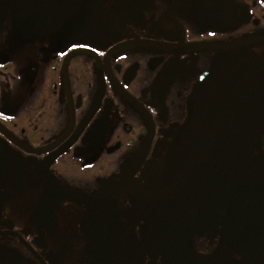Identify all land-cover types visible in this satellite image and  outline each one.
I'll list each match as a JSON object with an SVG mask.
<instances>
[{"label":"flooded vegetation","instance_id":"af4514ba","mask_svg":"<svg viewBox=\"0 0 264 264\" xmlns=\"http://www.w3.org/2000/svg\"><path fill=\"white\" fill-rule=\"evenodd\" d=\"M264 264V0H0V263Z\"/></svg>","mask_w":264,"mask_h":264},{"label":"water","instance_id":"95a60500","mask_svg":"<svg viewBox=\"0 0 264 264\" xmlns=\"http://www.w3.org/2000/svg\"><path fill=\"white\" fill-rule=\"evenodd\" d=\"M0 264H9V263H3V262H2V263H0Z\"/></svg>","mask_w":264,"mask_h":264}]
</instances>
